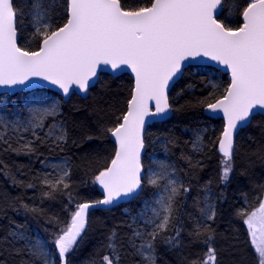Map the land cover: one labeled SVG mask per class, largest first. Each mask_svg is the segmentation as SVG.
<instances>
[{"label":"snow or ice","instance_id":"snow-or-ice-1","mask_svg":"<svg viewBox=\"0 0 264 264\" xmlns=\"http://www.w3.org/2000/svg\"><path fill=\"white\" fill-rule=\"evenodd\" d=\"M223 0H148V6L126 9L121 0H66L67 16L63 26H55L48 16L44 0H32L31 12L35 17V35L42 43L37 51H28L17 44L16 0H0V86L29 85L32 78H40L57 86L67 95L73 85L82 92L97 76L98 70L108 66L114 73L130 69L134 87L127 110L115 127L102 130L110 134L116 144L110 165L100 171L95 182L102 186L104 198L95 205H112L121 198H134L144 184L153 186L155 199L145 203L151 217L143 221L145 228L136 229L130 243L144 264H155V242L170 230L175 237H166L169 246L179 243L180 232L175 229L177 198L189 191L176 176L175 170L160 164L150 169L142 179L141 152L145 147V127L149 118L164 119L172 111L168 90L182 74L188 60L209 58L226 66L231 72V83L222 98L206 103L213 113H223L226 124L218 139L223 159L221 179L226 181L232 171L233 136L241 126L251 122L255 110L264 112V0H251L242 10L243 24L238 28L226 26L217 19ZM213 87H216L213 85ZM26 120L6 121L0 115V142L17 154L37 151L32 140L25 141L19 133H31L36 143L61 147L67 139L62 125H46V117L58 113V104L29 106ZM48 130L41 137L39 132ZM11 129V133H8ZM19 135L16 147L10 141ZM193 148L202 150L200 137ZM55 176L40 179L47 190L42 194L52 198L55 193L69 189V173L59 165ZM27 187H35L28 184ZM70 196V193H69ZM93 204L81 203L71 216L66 228L54 234V246L61 264H68L67 256L77 246L78 238L86 227V212ZM28 209L27 205H23ZM37 212L38 209H28ZM201 212L211 219L214 209L208 206ZM251 244L264 264V200L250 213L243 209ZM129 227H132L129 225ZM16 235L15 233L13 234ZM115 233L109 237L110 255H104L100 264H119ZM193 239L204 237L208 251L200 264H215L216 252L211 246L212 236L207 225L197 223L190 233ZM22 238V237H21ZM139 240L137 246L135 241ZM33 256L42 264H51L42 245L33 244ZM35 264V261H34ZM193 264H196L194 261Z\"/></svg>","mask_w":264,"mask_h":264},{"label":"trees","instance_id":"trees-1","mask_svg":"<svg viewBox=\"0 0 264 264\" xmlns=\"http://www.w3.org/2000/svg\"><path fill=\"white\" fill-rule=\"evenodd\" d=\"M223 1V11L218 19L234 29L242 26V10L250 1ZM16 3L19 5V44L28 51H36L42 40L35 35L32 0H16ZM121 4L126 9H134L148 6V0H121ZM44 5L51 23L57 27L66 23V0H44ZM229 85L228 74L216 68L188 66L170 92L174 110L172 117L154 122L147 128L146 154L152 151L154 141L159 140L160 152H167L169 164L179 172L181 183L189 188L176 202L175 229L180 232L179 243L169 246L163 242L166 237H175V230L157 239L155 264H193L194 261L200 264L208 245L203 236L193 239L190 235L197 223L206 224L212 236L215 264H259L244 222L246 217L237 213L241 209L250 213L259 207V200H264V114L255 115L250 125L239 132L231 162L232 171L224 181L221 179L223 156L218 152V139L225 123L222 119L208 116L206 103H200L215 102ZM133 87L134 79L129 73L114 76L102 72L87 97L74 92L66 101L51 90H34L60 97V112L47 117L44 123H61L67 139L61 147H55L36 143L30 132L19 133L25 141L32 140L35 144L37 151L32 154L5 150L7 146L0 142V264H34V261L42 264L34 258L33 247L28 240L38 236L55 253V264H61L53 243L54 234L66 228L79 204L102 199L95 177L110 165L116 148L110 134H102V130L115 127L120 122L118 117L127 110V100ZM28 93L0 94V99L8 96L19 101ZM202 128L207 129L202 150L194 149L192 131ZM47 130H41L39 135L43 137ZM7 131L11 133V129ZM0 135H6L3 128H0ZM19 135H13L10 141L13 147H16ZM52 162H65L69 173L66 182L70 187L49 198L42 194L47 186L42 185L40 179L57 174ZM143 163L147 169L146 156ZM28 184L35 187L29 188ZM147 189L145 183L142 193L130 202L92 211L85 233L67 256L68 264H100L104 255L111 254L107 245L113 233L116 234L119 264H144L130 238L138 229L133 222V214L139 208V201L148 196ZM208 197L213 202L215 213L211 219L205 218L201 212V209L206 210ZM23 205L38 211H29ZM135 243L138 246L140 241Z\"/></svg>","mask_w":264,"mask_h":264},{"label":"rangeland","instance_id":"rangeland-1","mask_svg":"<svg viewBox=\"0 0 264 264\" xmlns=\"http://www.w3.org/2000/svg\"><path fill=\"white\" fill-rule=\"evenodd\" d=\"M33 17V21H35V17L32 14ZM35 25V22H34ZM36 26V25H35ZM212 76L215 75L214 72L211 73ZM37 102L41 103V104H51V103H56L58 104V112H60L61 110V99L60 97L52 94V93H47V92H36V91H31L29 92L24 98H22L19 101L16 100H12L10 99L8 96H4L0 99V115L4 116L6 118V121H16V120H26L28 118V108L29 106H37ZM47 119V117L45 118V120ZM44 120V122H45ZM53 124H57V125H62L61 123H56L53 122ZM63 126V125H62ZM9 130V129H8ZM44 130V129H43ZM207 129L202 128V129H197L195 131H192V134L194 136V140H197V137L201 138L202 144H203V137L206 134ZM158 141L159 140H155L152 146V151L148 154H146V158H147V162H148V167L147 169H145V176L148 174L150 169H158L160 164H164L169 166L170 169H174L175 170V174L176 176L179 177V180L181 182V177L179 172L174 168V166H171L168 162V157H167V152H160V148L161 146H158ZM161 142V141H160ZM52 165H59L61 168H64L65 170L67 169V167L65 168V162H52ZM54 168V167H53ZM147 185V194L148 196L145 198H142L139 201V208L137 209L136 213L133 214V222H135L137 224V228L141 229V230H145V231H151V228H145L143 221L149 217H151V212L148 211L147 215L145 216L144 213L146 212L145 209V203L148 201H152L155 199V195L157 190L151 186V185ZM212 206L213 207V202H211L210 197L207 198L206 201V209L208 206ZM208 215H211V213H208L207 215L204 214V217L207 218ZM215 215V214H214ZM214 216H212L213 218ZM30 244L33 246V244H37V245H42L45 252H47L49 254V260L51 261V264H55V253L53 252V250L51 249L50 245L44 241L43 239H40V237L38 236L37 239H30L28 238ZM154 257H155V253H153Z\"/></svg>","mask_w":264,"mask_h":264},{"label":"water","instance_id":"water-1","mask_svg":"<svg viewBox=\"0 0 264 264\" xmlns=\"http://www.w3.org/2000/svg\"><path fill=\"white\" fill-rule=\"evenodd\" d=\"M251 2V0H249ZM223 6H224V1H223V4H222V7L220 8V13H222L223 11ZM220 14L217 15V19L219 18ZM219 20V19H218ZM242 20H243V17H242ZM18 25V24H17ZM19 39H20V34H19V31H18V27H17V44L18 46H20L19 44ZM21 47V46H20ZM37 51V50H36ZM188 66H206V67H212V68H216L218 70H220L221 72H223L224 74H228L229 78H230V83H231V72L230 70H228L226 68V66L224 65H221L219 64L218 62H215V61H211L209 58H205V57H197L196 59L194 60H188L184 63L183 67H182V74L179 75L176 79H175V82L173 84L170 85L169 87V90H168V97H169V104L171 105V102H170V92L173 88V86L177 83V81L182 77L183 75V72L185 70V68H187ZM102 72H108V73H111L112 75L114 76H119L123 73H129L133 79H134V74L131 73L130 69H127V70H123V71H117V72H113L108 66H103L101 70H98V74L96 77H94L92 79V81H90L89 83V88L87 89V91H80L78 89L77 86L73 85L72 88L70 89L69 93L67 95H65L63 93V91L61 89H59L57 86L55 85H52L50 84V82L48 81H44L40 78H32L33 79V83L29 84V85H16V86H12V87H6V86H0V94H8V95H13L15 93H18V92H30V91H33V90H36V89H48V90H51L57 94H59L64 100L68 101L71 97V95L74 93V92H77L78 94L82 95L83 97H87L89 95V91L92 87H94L96 85V83L98 82L99 80V77L101 75ZM135 82V81H134ZM222 98V97H221ZM214 103V102H213ZM172 106V105H171ZM256 114H259V113H262L264 114V112H262L260 109H256L255 110ZM174 113V110L172 108V111H170L167 116L164 118V119H159V118H149V121L148 123L146 124V127H145V137H146V132H147V128L150 124L154 123V122H161V121H165L167 119H169L170 117H172ZM205 113L208 115V116H211L213 118H217V119H222L224 121V123L226 124V121L224 120L223 118V113L218 111L216 113H213L211 112L210 110L207 109V106L205 107ZM254 115V116H255ZM253 116V117H254ZM253 117L251 118V122H252V119ZM250 122V123H251ZM250 123H248L246 126H241L238 128V130L234 133V136H233V142H234V151H233V155H234V152H235V145H236V138L239 134V132L246 128L247 126L250 125ZM112 138V137H111ZM112 140L114 141V138H112ZM146 151H147V144H146V140H145V147L144 149L142 150L141 152V163L143 165V171H142V179L143 177L145 176V167H144V164H143V160L146 156ZM218 152H219V146H218ZM220 155H222V153L219 152ZM223 156V155H222ZM98 187L101 191V193L103 194V197L102 199L104 198V193H103V189H102V186L98 184ZM143 189H144V186H143ZM142 189V191H143ZM142 191L139 192V194L137 196H135L134 198H137L141 193ZM134 198H121L120 200L114 202L112 205H95V201H88V202H84V203H89V204H93L94 206L93 207H90L87 212H86V227L84 229V231L82 232L81 236H83V234L85 233L87 227H88V224H89V218H90V215H91V212L94 211V210H97V209H109V208H112L114 206H117V205H121V204H125V203H128L130 202L131 200H133ZM100 199V200H102ZM80 238V237H79ZM78 238V239H79Z\"/></svg>","mask_w":264,"mask_h":264}]
</instances>
